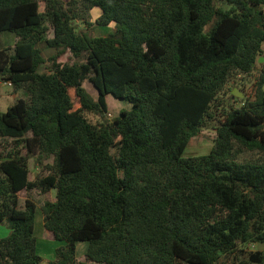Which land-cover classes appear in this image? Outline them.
<instances>
[{"label":"trees","instance_id":"obj_1","mask_svg":"<svg viewBox=\"0 0 264 264\" xmlns=\"http://www.w3.org/2000/svg\"><path fill=\"white\" fill-rule=\"evenodd\" d=\"M2 33L17 41L0 84L25 97L0 110V264H227L264 244V69L253 101L226 89L264 56V0H0ZM107 95L131 104L112 121ZM212 123L210 153L184 156ZM35 189L56 191L45 227L64 245L47 263L21 204Z\"/></svg>","mask_w":264,"mask_h":264},{"label":"rangeland","instance_id":"obj_2","mask_svg":"<svg viewBox=\"0 0 264 264\" xmlns=\"http://www.w3.org/2000/svg\"><path fill=\"white\" fill-rule=\"evenodd\" d=\"M101 15V10L99 8H95L94 11L91 12V15L88 16V19L91 21H95L97 17ZM80 27L83 28L82 24ZM111 29V28H110ZM87 30L94 36H99L105 33V30L101 29L100 27H89ZM2 35V34H1ZM0 35V37H1ZM13 35H3L0 38V47L11 48L13 44H15V40L12 39ZM54 50L48 49L45 51V55L49 56L50 53ZM264 58V56H263ZM61 63L71 62V55L67 53L66 55L62 56L59 60ZM47 65L41 67V72L45 70ZM264 69V60L259 62L255 68V71L251 75L241 76L237 79H233L226 87L227 89V98L229 99L231 95L236 94L235 96L238 99L233 100L231 103L235 108H239L243 106L246 101H253L254 100V91H255V83L259 78L260 72ZM87 91L91 94L94 99L98 98V95L101 91L98 87L86 81L84 84ZM74 92H72V95ZM25 93L24 91H16L13 86L6 85L4 82L0 84V110L6 111L8 107L12 106L18 99L24 98ZM107 102L109 106V112L106 115V118L109 121L114 120L115 117L119 115L122 109H129L131 104L113 97L112 95H107ZM77 107V105H76ZM92 122L96 121V118L90 116ZM214 124H210L208 128L203 129L200 134L196 137H193L189 145L185 151L184 156H198L210 153L213 147V142L216 136V133L213 129ZM0 140L2 138L0 137ZM46 164L53 163V159L45 162ZM30 170L31 180H34L38 177L39 174L42 173V168H38L35 162V159L30 160ZM47 174V172H45ZM26 198L33 200L38 208L37 219H36V227H35V234L37 238V251L38 254L44 259V263L49 261H53L56 257V251L58 248L64 245V242H58L53 239L52 234L46 229L45 227V212L43 207L45 202L50 201L54 202L56 200V191L51 190L49 192H43L42 190L35 189L31 192H23L21 195V204L24 206V202ZM11 228L9 222L5 221L0 224V238H5L10 234ZM88 245L87 243L80 242L77 245L78 251V260L84 261L86 259L85 253L87 251ZM257 251H261L264 255V244H256L249 245L244 248H240L238 252L232 255L230 258L226 259L227 264H245L250 261L251 254H254ZM251 264H253L251 262Z\"/></svg>","mask_w":264,"mask_h":264},{"label":"crops","instance_id":"obj_3","mask_svg":"<svg viewBox=\"0 0 264 264\" xmlns=\"http://www.w3.org/2000/svg\"><path fill=\"white\" fill-rule=\"evenodd\" d=\"M0 35H1V34H0ZM3 35H5V36H6V35H13V38H12V39L15 40V43H16V41H17V37H16L14 34H12V33H2L1 37H3ZM1 37H0V38H1ZM14 45H15V44H13V46H14ZM3 48H6V47H3ZM52 54H53V52H51L49 56H51ZM45 56H46V55H45ZM46 57H48V56H46ZM6 85H7V84H6Z\"/></svg>","mask_w":264,"mask_h":264},{"label":"water","instance_id":"obj_4","mask_svg":"<svg viewBox=\"0 0 264 264\" xmlns=\"http://www.w3.org/2000/svg\"><path fill=\"white\" fill-rule=\"evenodd\" d=\"M263 60H264V58L262 57V58H260L259 62H262ZM234 95H236V94L234 93Z\"/></svg>","mask_w":264,"mask_h":264},{"label":"built area","instance_id":"obj_5","mask_svg":"<svg viewBox=\"0 0 264 264\" xmlns=\"http://www.w3.org/2000/svg\"><path fill=\"white\" fill-rule=\"evenodd\" d=\"M5 84H7V85H9V86H12V83H11V82H8V83H5Z\"/></svg>","mask_w":264,"mask_h":264}]
</instances>
